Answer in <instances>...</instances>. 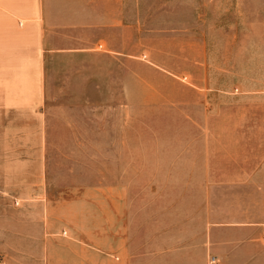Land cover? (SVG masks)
Returning a JSON list of instances; mask_svg holds the SVG:
<instances>
[{"label":"rangeland","instance_id":"374dc122","mask_svg":"<svg viewBox=\"0 0 264 264\" xmlns=\"http://www.w3.org/2000/svg\"><path fill=\"white\" fill-rule=\"evenodd\" d=\"M135 20L146 53L118 68L108 60L99 67L98 59L96 67L57 68L65 73L48 84L58 95L47 100L48 130L7 131L22 135L10 151L23 159L6 165L23 175L25 189L39 171L42 192L65 200L74 198V190L102 187L105 201L110 188L119 187L126 194L135 249L142 250L144 225L158 233L153 226L175 197L174 187L203 181L191 177L192 155L208 154L217 174L223 157L228 170L231 157H246L249 149L230 138L205 148L192 138L191 123L199 118L197 105L192 107V61L202 60L199 75L213 77V87L225 82L231 95L239 89L237 94L257 97L254 107L248 101L223 108L215 99L213 124L264 126V0H135ZM209 181L215 202L231 209L216 216L240 212L248 220H264V179ZM29 197L28 202L37 196ZM8 199L16 207L22 203ZM237 205L245 210H232Z\"/></svg>","mask_w":264,"mask_h":264},{"label":"crops","instance_id":"0c3cea01","mask_svg":"<svg viewBox=\"0 0 264 264\" xmlns=\"http://www.w3.org/2000/svg\"><path fill=\"white\" fill-rule=\"evenodd\" d=\"M135 28V0H0L3 264H206L210 255L217 264H264V220H248L240 212L216 216L217 211L231 209L225 202H215V187L209 181L215 177L264 179V126L211 122L215 99L223 108L248 101L254 107L257 97L237 94L239 89L231 95L225 82L213 87V77L199 75L204 68L199 58L192 61L191 81L196 89L192 107L195 110L197 105L199 116L190 126L192 138L205 148L219 139L230 138L239 147L244 142L247 156L231 157L228 170L223 157L224 169L216 174L208 154L192 155L191 177L203 181L199 186L174 187L175 197L169 206L165 204L167 210L159 212L158 226H153L158 233L152 234L151 226L148 231L144 225L142 250L135 249L126 194L119 187L112 186L105 201L102 187L74 190V198L65 200L42 192L39 171L36 183L25 189L23 175L6 165L23 159L10 151L14 141L18 144V135L7 136V131L48 130L47 100L58 97L48 84L56 82V74L65 73L57 68L69 72L70 68L96 67L97 59L99 67L108 60L118 68L120 62L138 59L146 51ZM218 113L224 115L223 110ZM18 139L22 141V135ZM32 195L37 197L28 202ZM8 196L22 203L16 207ZM241 209L245 210L239 205L232 208ZM168 220L174 223L170 227Z\"/></svg>","mask_w":264,"mask_h":264},{"label":"built area","instance_id":"2783aa9c","mask_svg":"<svg viewBox=\"0 0 264 264\" xmlns=\"http://www.w3.org/2000/svg\"><path fill=\"white\" fill-rule=\"evenodd\" d=\"M0 264H3V262L0 259ZM208 264H217V260L215 257H211Z\"/></svg>","mask_w":264,"mask_h":264}]
</instances>
